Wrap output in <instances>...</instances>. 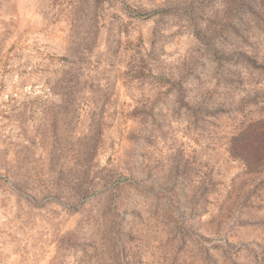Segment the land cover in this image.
Returning a JSON list of instances; mask_svg holds the SVG:
<instances>
[{
	"label": "rangeland",
	"instance_id": "rangeland-1",
	"mask_svg": "<svg viewBox=\"0 0 264 264\" xmlns=\"http://www.w3.org/2000/svg\"><path fill=\"white\" fill-rule=\"evenodd\" d=\"M225 6L0 0V264H263L264 28L185 77Z\"/></svg>",
	"mask_w": 264,
	"mask_h": 264
},
{
	"label": "trees",
	"instance_id": "trees-1",
	"mask_svg": "<svg viewBox=\"0 0 264 264\" xmlns=\"http://www.w3.org/2000/svg\"><path fill=\"white\" fill-rule=\"evenodd\" d=\"M225 1V8L221 10L219 13H216L212 18L208 19V23L204 26V28H199L196 33V39L199 42L197 47V54H195L193 58V62L191 66V72L189 71L188 74H185L187 77L189 74L193 73V67L196 65L202 64L203 56L213 60L218 66L231 63V64H242L243 63H250L251 66L254 65L256 62L254 51L250 53L244 51L242 46H239L235 52L233 51H226L224 50L221 45V41L225 40L226 35L230 33H236L238 28V23H243L244 26H249L255 23L259 28H264V0H224ZM223 43V42H222ZM55 60H65L64 58H53ZM197 67V66H196ZM195 67V68H196ZM137 79L144 78L145 74L143 69H139L138 73H136ZM135 77V78H136ZM184 77V78H185ZM183 78V79H184ZM177 88V92L179 97L181 98V103L186 105V107L193 109L191 103L188 101H184L185 99V92L182 84L178 87L176 84L172 85V88ZM171 89V88H168ZM157 105V102H154V105L151 106L149 109H145L142 115H145L147 118L148 115L153 114V107ZM196 108L199 109L197 106ZM195 110V109H194ZM219 110L215 108L213 112ZM141 112V111H140ZM168 197V196H167ZM174 201L177 204L176 210H180L183 194L181 190H176L173 195ZM171 200V197H169ZM195 201V200H194ZM193 201V202H194ZM192 202V203H193ZM168 206V214L174 213L173 208L175 207L174 204ZM228 246V245H227ZM232 247V246H231ZM234 250V248L232 249ZM226 252L223 253L225 260H229V258H233L235 253L229 254V250H225ZM208 260L210 264H217V258L213 254H209ZM261 262L264 264V256L260 259Z\"/></svg>",
	"mask_w": 264,
	"mask_h": 264
}]
</instances>
